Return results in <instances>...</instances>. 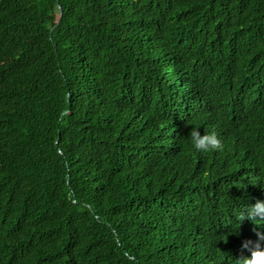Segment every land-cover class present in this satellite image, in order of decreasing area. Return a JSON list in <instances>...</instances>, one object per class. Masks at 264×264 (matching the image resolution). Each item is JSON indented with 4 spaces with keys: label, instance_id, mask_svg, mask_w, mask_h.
I'll use <instances>...</instances> for the list:
<instances>
[{
    "label": "trees",
    "instance_id": "16d2710c",
    "mask_svg": "<svg viewBox=\"0 0 264 264\" xmlns=\"http://www.w3.org/2000/svg\"><path fill=\"white\" fill-rule=\"evenodd\" d=\"M257 200L264 0H0V264H237Z\"/></svg>",
    "mask_w": 264,
    "mask_h": 264
},
{
    "label": "clouds",
    "instance_id": "9594fccd",
    "mask_svg": "<svg viewBox=\"0 0 264 264\" xmlns=\"http://www.w3.org/2000/svg\"><path fill=\"white\" fill-rule=\"evenodd\" d=\"M194 150L202 152H218L223 150V144L214 133L203 135L196 129H192L189 135ZM223 141V140H222ZM236 221H243L245 218L253 223L263 225L262 232L255 231L252 241H244L241 245L248 255H241L237 264H264V201L257 200L253 204H246L236 214Z\"/></svg>",
    "mask_w": 264,
    "mask_h": 264
},
{
    "label": "water",
    "instance_id": "95a60500",
    "mask_svg": "<svg viewBox=\"0 0 264 264\" xmlns=\"http://www.w3.org/2000/svg\"><path fill=\"white\" fill-rule=\"evenodd\" d=\"M60 12H61L60 15H62V10L61 9H60Z\"/></svg>",
    "mask_w": 264,
    "mask_h": 264
}]
</instances>
